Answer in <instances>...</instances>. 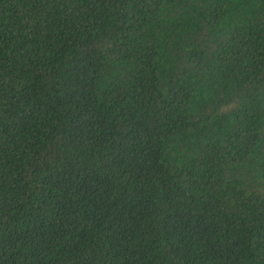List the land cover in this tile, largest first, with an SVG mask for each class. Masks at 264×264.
I'll return each mask as SVG.
<instances>
[{
    "label": "trees",
    "instance_id": "1",
    "mask_svg": "<svg viewBox=\"0 0 264 264\" xmlns=\"http://www.w3.org/2000/svg\"><path fill=\"white\" fill-rule=\"evenodd\" d=\"M0 264H264V0H0Z\"/></svg>",
    "mask_w": 264,
    "mask_h": 264
}]
</instances>
